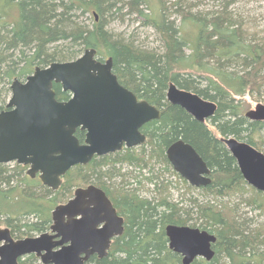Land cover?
I'll list each match as a JSON object with an SVG mask.
<instances>
[{
  "label": "trees",
  "instance_id": "1",
  "mask_svg": "<svg viewBox=\"0 0 264 264\" xmlns=\"http://www.w3.org/2000/svg\"><path fill=\"white\" fill-rule=\"evenodd\" d=\"M213 1L202 8L193 0H0V112L15 78L25 80L36 66L75 59L88 48L112 56L119 81L162 111L143 127L148 137L143 145L72 167L57 190L28 175L26 165L0 163V225L15 238L41 234L50 229L54 208L73 195L74 184L94 182L113 194L126 218L124 233L106 257H94L97 264H183L169 247L168 224L217 236L214 257L192 264H264V224L253 226L240 208L242 202L264 211V192L244 179L220 139L235 136L264 152V121L244 114L239 98L248 94L264 101V29L251 30L236 8L239 0ZM87 14L92 25L82 18ZM133 14L157 32L160 47L146 48L108 28L112 20ZM171 82L217 103L210 119L217 134L168 101ZM54 89L59 100L71 96L59 83ZM76 135L84 141L83 131ZM179 138L213 169L210 184L193 187L174 171L166 150ZM125 166L136 175L123 172ZM167 174L185 185L181 200L172 198L174 183ZM141 188L150 194L142 196ZM37 258L27 255L19 264H38Z\"/></svg>",
  "mask_w": 264,
  "mask_h": 264
},
{
  "label": "water",
  "instance_id": "2",
  "mask_svg": "<svg viewBox=\"0 0 264 264\" xmlns=\"http://www.w3.org/2000/svg\"><path fill=\"white\" fill-rule=\"evenodd\" d=\"M113 67L112 56L103 62L96 48H88L75 59L36 66L25 80L15 78L6 108L0 112V163L28 165L31 177L39 173L44 185L57 190L73 166L124 146L144 144L147 138L141 128L160 118L162 111L123 86ZM54 83L71 97L59 100ZM167 99L200 122L218 107L174 82L168 86ZM246 115L264 121V104ZM78 128L86 131L83 142L76 136ZM222 141L244 179L264 192V152L234 136ZM167 157L191 185L211 183V168L192 144L176 141L168 147ZM52 218L49 231L19 239L0 225V264H19L20 258L31 254L43 264H97L90 258L106 257L113 238L124 232L123 217L106 192L93 184L77 188L73 197L54 208ZM165 232L169 247L182 255L183 264L198 257L211 260L216 253L217 236L205 229L168 224Z\"/></svg>",
  "mask_w": 264,
  "mask_h": 264
},
{
  "label": "rangeland",
  "instance_id": "3",
  "mask_svg": "<svg viewBox=\"0 0 264 264\" xmlns=\"http://www.w3.org/2000/svg\"><path fill=\"white\" fill-rule=\"evenodd\" d=\"M193 1L200 3L201 4L200 6L202 8L211 6L212 3H214L213 0H193ZM236 8L240 12V14L243 16V18L246 20L249 27H251V30L253 28H255L256 30L257 29H260V30L264 29V0H239V2L236 4ZM82 18L88 24H91V25L93 24V19L89 14L83 16ZM144 21L145 20L141 16H138L135 14L126 15L124 19L112 20L108 24V28L110 30H112L114 33L121 34L125 38L132 39V37H134L133 40H135L136 44H138V45L143 44L146 48H153L154 49L156 47H160L161 42L159 40V36H158L157 32L152 28V26L145 24ZM82 54H83V52H82ZM10 96H11V93L5 95L7 102L9 100ZM239 98L241 99V102H242V109L241 110L243 111L244 114H247L248 112L252 111L259 104H264V101L257 100L248 94H245ZM207 123L210 126V128L217 134L215 127L210 124V121H207ZM262 132H263V134H261L262 135L261 137L264 138V130ZM9 164H11L10 166L12 168V166L14 165V162H11ZM128 168H129V170H127ZM128 168H127V166L123 167L122 168L123 172L128 171L129 174L131 173L130 176H132V174L136 175L137 172H136V170H133V167H128ZM142 171L145 172V175L149 174L147 168L145 170H142ZM167 177L169 178V180L173 181V183H174L172 185V187L174 188V189L172 188V198H174L175 200H181L182 199L181 193H182V191H184L185 185L182 184L181 180L178 177L173 176L172 174H167ZM140 178L143 179V177H141V176H140ZM135 180L136 179H134V180L132 179V182H134ZM78 184H74V187L72 188L73 189L72 194H74V191L77 187L88 185V183H85V182H79ZM137 184L138 183H135L134 185H137ZM176 184L179 185L180 187H177ZM147 185H149L150 188H152V185H150V184H147ZM181 186H183V187H181ZM108 187L110 189H112L111 190L112 192H114L113 187H111L110 185H108ZM178 190L180 191V194H179ZM194 192L198 193L197 190H194ZM140 194H142V196H148L150 193H149V191L145 190V188H141ZM153 197H154V195H153ZM234 201L237 202V201H239V199L235 198ZM240 208H241V212L247 213V216H249L253 219V224H252L253 226H256V225L261 224V223L264 224V211H260L258 209L254 210L251 207L247 206L246 203H242V202H241ZM1 218H4V216H1ZM47 231H49V230H47ZM37 235H39V234H37ZM37 235H34V236H37ZM37 259H38V261H37L38 264L42 263L39 257Z\"/></svg>",
  "mask_w": 264,
  "mask_h": 264
},
{
  "label": "flooded vegetation",
  "instance_id": "4",
  "mask_svg": "<svg viewBox=\"0 0 264 264\" xmlns=\"http://www.w3.org/2000/svg\"><path fill=\"white\" fill-rule=\"evenodd\" d=\"M97 57H98V59H100V60H102L103 62L105 61V59L106 58H108V57H101V56H99L98 54H97ZM114 69V68H113ZM114 71V70H113ZM115 73V72H114ZM119 79V78H118ZM120 82V81H119ZM121 83V82H120ZM122 84V83H121ZM123 86H125L124 84H122ZM125 87H127V86H125ZM129 90H131V91H133L130 87H127ZM12 91V90H11ZM134 92V91H133ZM135 93V92H134ZM136 94V93H135ZM137 96H138V98L139 99H143V98H141L138 94H136ZM71 97V96H70ZM210 119H211V117L210 118H208L205 122H202V123H206V124H208L207 123V121H210ZM150 122V121H149ZM147 124V123H146ZM145 124V125H146ZM144 125V126H145ZM143 126V127H144ZM143 127L141 128V130H142V132L146 135V133L143 131ZM78 129H80V128H78ZM81 131H83L84 132V134L86 135V131H84V130H82V129H80ZM77 136V135H76ZM231 136V135H230ZM223 137H225V136H223ZM235 137V136H234ZM146 138L148 139V137H147V135H146ZM85 139V138H84ZM147 139H146V141H147ZM180 139V138H179ZM220 139H221V141H222V137H220ZM178 140V139H177ZM176 140V141H177ZM175 142V141H174ZM141 145H143V144H140V145H137V146H134V147H138V146H141ZM171 145V144H170ZM169 145V146H170ZM226 145V144H225ZM168 146V147H169ZM134 147H127V146H124L122 149H120V150H117V151H114V152H110V153H115V152H118V151H122V150H124L125 148H134ZM227 147V146H226ZM168 149V148H167ZM110 153H108V154H110ZM199 153V152H198ZM200 154V153H199ZM105 155H107V154H105ZM166 155H167V150H166ZM99 156H104V155H95L94 157H93V159L95 158V157H99ZM168 158V157H167ZM169 160V159H168ZM13 162H16V161H13ZM11 163V162H10ZM18 163V162H17ZM171 163V162H170ZM20 164V163H19ZM88 164V163H87ZM208 164V163H207ZM24 165V164H23ZM78 165H80V164H78ZM81 165H86V164H81ZM172 165V164H171ZM27 166V171H28V168H29V166L28 165H26ZM76 166V165H75ZM209 166V165H208ZM74 167V166H73ZM172 168L174 169V167L172 166ZM209 168H210V166H209ZM174 171H176L175 169H174ZM177 172V171H176ZM178 173V172H177ZM212 173H213V169L211 168V174L209 175L210 177H211V179H212ZM27 174H28V172H27ZM179 175H180V173H178ZM29 175V174H28ZM181 176V175H180ZM35 177H38L39 179H40V177H39V173H37L36 174V176ZM182 177V176H181ZM34 178V177H33ZM183 178V177H182ZM183 179H185V178H183ZM41 180V179H40ZM186 180V179H185ZM42 181V180H41ZM187 181V180H186ZM188 182V184H190L189 183V181H187ZM212 182V181H211ZM43 183V182H42ZM91 184H93V185H96L97 187H100V188H102L105 192H106V194L108 195V197L110 198V200L112 201V203H113V205L115 206V208L117 209V212H118V214L120 215V216H122L123 217V219H124V231H125V228H126V218H125V216L122 214V212L119 210V208L116 206V203L113 201V199H112V197H113V194H110V193H108L107 191H106V189H104L103 187H101V185H98V184H95L94 182L93 183H89L88 185H91ZM62 185V184H61ZM88 185H86V186H79V187H87ZM191 185V184H190ZM191 186H193V187H201V186H194V185H191ZM79 187H77V188H79ZM60 188V187H59ZM76 188V189H77ZM75 189V190H76ZM75 192V191H74ZM74 196V194L71 196V197H73ZM70 197V198H71ZM69 198V199H70ZM68 199V200H69ZM67 200V201H68ZM66 201V202H67ZM63 203H65V202H63ZM61 204V203H60ZM52 220H53V218H52ZM53 223V222H52ZM2 226V225H1ZM2 227H4V226H2ZM101 227V226H100ZM50 230V229H49ZM124 233V232H123ZM166 233V232H165ZM122 235V234H121ZM120 235V236H121ZM167 236V235H166ZM14 237V236H13ZM118 237V236H117ZM117 237H115V238H117ZM15 238V237H14ZM115 238H113V240H112V243H113V241H114V239ZM16 239H19V238H16ZM168 240H169V238H168ZM112 243H111V246H112ZM169 244V243H168ZM111 248V247H110ZM182 256V255H181ZM94 257H96V258H98V256L97 255H93L91 258H90V261L91 262H96V261H94L95 259H94Z\"/></svg>",
  "mask_w": 264,
  "mask_h": 264
},
{
  "label": "bare ground",
  "instance_id": "5",
  "mask_svg": "<svg viewBox=\"0 0 264 264\" xmlns=\"http://www.w3.org/2000/svg\"><path fill=\"white\" fill-rule=\"evenodd\" d=\"M178 140H184V139L180 138V139H178ZM178 140H177V141H178ZM184 141H185V140H184ZM175 142H176V141H175ZM175 142H173V143H175ZM186 142H187V141H186ZM173 143H172V144H173ZM188 143H189V142H188ZM170 249H171V248H170Z\"/></svg>",
  "mask_w": 264,
  "mask_h": 264
}]
</instances>
